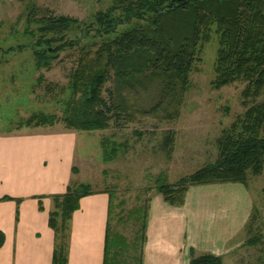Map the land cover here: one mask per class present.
Masks as SVG:
<instances>
[{
    "label": "rangeland",
    "instance_id": "obj_1",
    "mask_svg": "<svg viewBox=\"0 0 264 264\" xmlns=\"http://www.w3.org/2000/svg\"><path fill=\"white\" fill-rule=\"evenodd\" d=\"M115 1L0 0L1 131L33 128L21 123L41 112L60 119L70 97L68 83L79 50L67 46L50 53L48 65L38 66L36 52L45 44L27 32L30 8L78 18L81 29L67 37L83 46L106 38L95 15ZM120 14L126 11L117 10ZM217 48L216 38L205 48L178 118L131 120L123 115L107 130L68 131L60 121L35 129L66 132L72 138V187L83 183L114 193L107 223L109 235H117L119 242L110 251V264H190L191 252L219 255L224 264H264V173L244 185H197L186 193L183 205L170 204L156 186L161 174L173 183L215 161L222 131L246 109L244 83L212 86ZM166 136L173 140L163 147ZM104 139L110 151L115 146L118 152L108 161Z\"/></svg>",
    "mask_w": 264,
    "mask_h": 264
},
{
    "label": "trees",
    "instance_id": "obj_2",
    "mask_svg": "<svg viewBox=\"0 0 264 264\" xmlns=\"http://www.w3.org/2000/svg\"><path fill=\"white\" fill-rule=\"evenodd\" d=\"M119 9L126 14L117 16ZM26 15L27 32L39 45L45 44L36 52L38 66L48 65V55L67 46L76 45L79 55L68 83L70 97L64 117L41 112L29 116L22 126H53L60 121L66 129L100 131L123 115L131 120L178 118L192 86V74L199 71L205 48L216 38L212 86L220 89L244 83L246 109L222 131L215 161L173 183L161 174L156 186L170 204L183 205L186 193L197 185H244L250 177L264 173V0H116L95 15L103 27L98 31L106 38L83 46L67 37L81 29L78 18L41 7H31ZM121 25L126 27L121 29ZM170 137H165L163 147L173 140ZM103 147L106 161L118 153L115 146L109 150L106 139ZM103 191L109 195L111 214L114 193ZM103 191L83 183L68 186L66 193L56 195L50 225L63 233L80 208V200ZM109 230L108 223L104 264H110V251L119 242ZM64 247L59 246L57 264H67ZM191 253L190 264H224L219 255Z\"/></svg>",
    "mask_w": 264,
    "mask_h": 264
},
{
    "label": "crops",
    "instance_id": "obj_3",
    "mask_svg": "<svg viewBox=\"0 0 264 264\" xmlns=\"http://www.w3.org/2000/svg\"><path fill=\"white\" fill-rule=\"evenodd\" d=\"M38 128L0 130V264H57L61 242L67 264H104L109 195L83 197L66 230L56 232L50 213L70 186L74 142Z\"/></svg>",
    "mask_w": 264,
    "mask_h": 264
}]
</instances>
